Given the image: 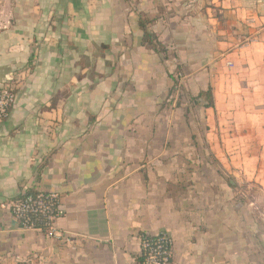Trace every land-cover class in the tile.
I'll return each instance as SVG.
<instances>
[{
	"label": "crops",
	"instance_id": "crops-1",
	"mask_svg": "<svg viewBox=\"0 0 264 264\" xmlns=\"http://www.w3.org/2000/svg\"><path fill=\"white\" fill-rule=\"evenodd\" d=\"M9 80L0 264H141L160 233L172 264H264V0H0ZM209 88L200 135L179 101ZM201 142L236 183L206 156L208 179L180 183ZM24 191L61 196L62 240L13 218Z\"/></svg>",
	"mask_w": 264,
	"mask_h": 264
},
{
	"label": "built area",
	"instance_id": "built-area-1",
	"mask_svg": "<svg viewBox=\"0 0 264 264\" xmlns=\"http://www.w3.org/2000/svg\"><path fill=\"white\" fill-rule=\"evenodd\" d=\"M12 80L0 85V123L8 118L17 98ZM58 193L21 192L7 204L13 218L23 229L42 231L49 238L62 240L58 221L65 215ZM174 241L166 233L141 236V264H172Z\"/></svg>",
	"mask_w": 264,
	"mask_h": 264
},
{
	"label": "rangeland",
	"instance_id": "rangeland-1",
	"mask_svg": "<svg viewBox=\"0 0 264 264\" xmlns=\"http://www.w3.org/2000/svg\"><path fill=\"white\" fill-rule=\"evenodd\" d=\"M184 87V86H183ZM214 94V92H213ZM181 105L183 107H187L188 111L191 113V116L193 117H196V120H197V123H196V131L201 135V134H204L205 132V129H204V126L205 124L203 123H200L201 121V118L203 117V114L202 112H200L199 108L202 107V105H198L197 102L195 103V99L198 97H193V96H190L188 95L187 92H185L184 94H181ZM218 97H219V100L221 98V95L218 94ZM188 112V114H189ZM188 117V116H187ZM234 145H236V141H234ZM201 150H202V155H200V153L198 152L197 154V161H199V166H200V171L199 172H196L195 174L198 175V173L200 174L199 177H197L196 180H194V173H193V169L192 171H184L181 169V173L179 174L180 175V178H181V182L180 183H204V179L207 177L208 179V172L207 174H205V171H204V162H203V157L206 156L207 158V162L211 159V163H212V166H213V173H212V179H213V183H217L216 180L220 177H222L223 179H225L228 183H236V180L233 178V176L231 174H228L225 172V170L221 167V163L220 161L217 159V157L213 154L212 156H208V150L206 151L205 149V144L204 142H201ZM188 161L191 162V159H188ZM203 162V163H202ZM182 163V162H181ZM198 165V164H197ZM190 167V165L188 166ZM183 168V166H182ZM175 183H177V171L175 172Z\"/></svg>",
	"mask_w": 264,
	"mask_h": 264
},
{
	"label": "trees",
	"instance_id": "trees-1",
	"mask_svg": "<svg viewBox=\"0 0 264 264\" xmlns=\"http://www.w3.org/2000/svg\"><path fill=\"white\" fill-rule=\"evenodd\" d=\"M141 28L144 32V42L147 45L153 46L154 49L158 52H164L165 49L163 46L158 43L155 35L151 34L148 29L146 28V24H141ZM176 90V88H175ZM175 90L172 91L171 94L175 93ZM197 102L198 105H202V108L205 109H211L215 107V101H214V95H213V89L209 88L208 91L201 92L198 97L195 99V103ZM181 100L179 101V104L181 105Z\"/></svg>",
	"mask_w": 264,
	"mask_h": 264
}]
</instances>
